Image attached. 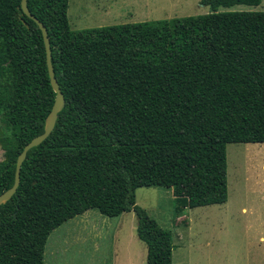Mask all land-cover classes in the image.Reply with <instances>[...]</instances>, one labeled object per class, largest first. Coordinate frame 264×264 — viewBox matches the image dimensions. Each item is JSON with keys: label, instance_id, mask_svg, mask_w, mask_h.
<instances>
[{"label": "trees", "instance_id": "16d2710c", "mask_svg": "<svg viewBox=\"0 0 264 264\" xmlns=\"http://www.w3.org/2000/svg\"><path fill=\"white\" fill-rule=\"evenodd\" d=\"M263 0H201L211 14L71 30L69 0H28L48 30L65 104L0 205V264H46L51 234L90 211L134 212L147 264H173V233L137 204L168 188L181 210L225 204L226 146L264 144ZM56 100L39 25L0 0V195Z\"/></svg>", "mask_w": 264, "mask_h": 264}, {"label": "rangeland", "instance_id": "374dc122", "mask_svg": "<svg viewBox=\"0 0 264 264\" xmlns=\"http://www.w3.org/2000/svg\"><path fill=\"white\" fill-rule=\"evenodd\" d=\"M212 12L201 0H69L68 18L71 30L81 31ZM219 12H264V0L259 6L238 5ZM3 159L0 145V162ZM226 164L228 199L223 205L181 210L172 189L137 190V204L173 233V264H264V144H228ZM87 215L92 226L79 227L77 217L52 233L47 264L54 249L64 264H102L106 259L112 264L116 255L119 264H146L147 246L137 236L134 212L117 218L96 210ZM75 228L78 240H72Z\"/></svg>", "mask_w": 264, "mask_h": 264}, {"label": "water", "instance_id": "95a60500", "mask_svg": "<svg viewBox=\"0 0 264 264\" xmlns=\"http://www.w3.org/2000/svg\"><path fill=\"white\" fill-rule=\"evenodd\" d=\"M22 9H23V12L29 18L34 20L39 25V27L43 33L44 42H45V46H46V52H47V64H48L49 74H50V78H51V84H52L54 91L56 92V100H55L54 106L52 108L51 114L49 116L45 132L42 135H39L36 138H34L31 142H29L24 147L21 154L19 155L18 160H17V165H16L15 183H14L12 188H10L9 190H7L6 192H4L3 194L0 195V205L9 201L17 193L18 188H19L20 183H21L22 166H23L25 160L27 159L28 152L31 149L41 145L52 134V132L55 129L57 120H58L59 112L61 111V109L63 108V106L65 104L64 95L62 93V90H61L60 85L58 83V80L56 78L54 66L52 63V49H51V43H50L48 30L44 26V24L31 13V11L29 10V7H28V0H22Z\"/></svg>", "mask_w": 264, "mask_h": 264}, {"label": "crops", "instance_id": "0c3cea01", "mask_svg": "<svg viewBox=\"0 0 264 264\" xmlns=\"http://www.w3.org/2000/svg\"><path fill=\"white\" fill-rule=\"evenodd\" d=\"M245 211V210H244ZM128 213H125V214H123V215H127ZM123 215H121V216H123ZM81 217V219H77L76 220V222L77 223H79V224H81L79 227H89V226H92V218L89 216V215H87V213L86 214H84V215H81V216H78V218H80ZM84 217V219H82ZM120 217V216H119ZM77 218V217H76ZM117 218V217H116ZM75 219V218H74ZM73 220V219H72ZM67 223V222H66ZM62 227V226H61ZM59 229V228H58ZM77 230H79L78 228L76 229H73L72 231H71V236H72V240L74 239V240H78V236H79V232L77 231ZM52 235V234H51ZM100 239L101 240H103L104 239V235L103 234H101V236H100ZM51 252H53L52 253V257L50 258V260H51V264H64V263H60L59 262V260H57V257H56V254H55V249L53 250V251H51ZM46 253V252H45ZM146 260H147V258H146ZM45 262H46V260H45ZM47 264V263H46ZM102 264H109V260L108 259H106V261H104L103 260V262H102ZM112 264H119V256L118 255H116V257H115V259H114V261H113V263ZM127 264H132L130 261H128V263ZM146 264H147V261H146Z\"/></svg>", "mask_w": 264, "mask_h": 264}]
</instances>
